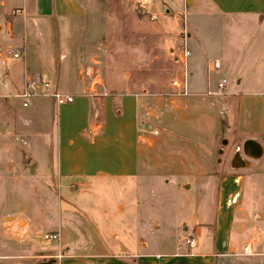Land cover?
<instances>
[{
	"label": "rangeland",
	"instance_id": "1",
	"mask_svg": "<svg viewBox=\"0 0 264 264\" xmlns=\"http://www.w3.org/2000/svg\"><path fill=\"white\" fill-rule=\"evenodd\" d=\"M78 1L81 15L20 27L15 52L61 93L84 83L142 99L138 184L62 185L51 102L37 99L26 109L11 96L16 119L0 111V264L75 262L98 241L125 256L119 246L140 239L162 245L194 237L195 204L208 211L220 198L242 205L241 246L253 249L244 258H256L235 264H264V20L223 16L209 0ZM247 140L260 145L259 159L242 153ZM236 154L243 167L232 169ZM195 165L210 176L195 175ZM136 210L151 221H127Z\"/></svg>",
	"mask_w": 264,
	"mask_h": 264
},
{
	"label": "crops",
	"instance_id": "2",
	"mask_svg": "<svg viewBox=\"0 0 264 264\" xmlns=\"http://www.w3.org/2000/svg\"><path fill=\"white\" fill-rule=\"evenodd\" d=\"M209 2L212 9L223 16L264 20V0ZM82 12V4L78 0H0V97L3 100L0 101V111L5 110L3 113L12 117L13 121L16 119L9 101L11 96L19 99L21 107L26 109L37 99L51 102L54 116H57L54 165L62 185L70 182L86 185L94 180H111L117 185H124L127 181L138 184V155L143 152L138 119L142 99L138 95L99 94L95 91L96 86L82 83L77 89L62 91L74 97L71 104L57 106L48 97H36L23 107L19 97L28 79L48 77L43 72L32 70L23 56L13 59L11 54H7L22 47L18 29H26L36 20H66ZM47 80L55 89V84ZM22 118L25 117L18 116L17 119L23 121ZM192 172L200 177L210 176L203 174L196 165ZM234 182L244 183L239 176ZM197 204V210L190 216L191 222L195 223L191 234L194 238L202 236L203 241L195 239L196 247L193 249L184 247V238L181 237L162 245H149L140 239L138 245H120V253L125 255L122 256L98 241L93 247L95 252L83 254L75 262L67 261L65 264H235L239 262L238 258H242L243 262H255L256 258L245 259L252 254V247H247L248 254H245V247L241 246L240 236L245 228L241 223L242 205L233 199L228 202L220 198L208 211H203ZM133 217L140 227L147 220L151 221L149 216L139 215L137 210L134 216L127 217V221L131 223ZM153 222L154 229L159 230L157 220ZM182 225L185 227L184 223ZM126 246L132 247V252L126 250Z\"/></svg>",
	"mask_w": 264,
	"mask_h": 264
},
{
	"label": "built area",
	"instance_id": "3",
	"mask_svg": "<svg viewBox=\"0 0 264 264\" xmlns=\"http://www.w3.org/2000/svg\"><path fill=\"white\" fill-rule=\"evenodd\" d=\"M7 54H11L13 59H20L21 58L19 53H15V52L11 53L8 51ZM188 56H189L188 51H184L182 56H181V62L183 60H186ZM219 67H220L219 62L214 61L213 62V68L218 70ZM223 84H224V81L219 83L217 88L219 90H222ZM172 85L175 88L179 89L180 91L183 90V88H184V86L181 85V83H179L178 81H174L172 83ZM185 94H186V92L183 95H185ZM19 97L22 101L23 107H27L28 102L32 98H36V97H48L51 100H53V102L57 106L71 104V103H73V99H74V97L72 95L63 94V93L59 92L58 90L54 89L50 85V83L48 82V80L45 76H36V77H32V78L28 79L26 84H25V88L23 89V91ZM44 239H47V240H55L56 239V240H58V234L46 235V236H44ZM182 244L184 247H187L189 249H193L194 247H196V240L194 237H187V238H184L182 240ZM244 252H245V254H248V248L247 247L244 248Z\"/></svg>",
	"mask_w": 264,
	"mask_h": 264
},
{
	"label": "water",
	"instance_id": "4",
	"mask_svg": "<svg viewBox=\"0 0 264 264\" xmlns=\"http://www.w3.org/2000/svg\"><path fill=\"white\" fill-rule=\"evenodd\" d=\"M242 153L251 159H259L262 155V149L260 145L252 140H247L243 143ZM243 167V162L241 161L238 154L234 156L231 161L232 169H239Z\"/></svg>",
	"mask_w": 264,
	"mask_h": 264
}]
</instances>
